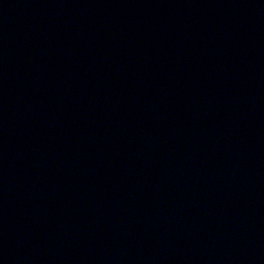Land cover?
<instances>
[{
    "label": "water",
    "instance_id": "obj_1",
    "mask_svg": "<svg viewBox=\"0 0 264 264\" xmlns=\"http://www.w3.org/2000/svg\"><path fill=\"white\" fill-rule=\"evenodd\" d=\"M0 264H264V0H0Z\"/></svg>",
    "mask_w": 264,
    "mask_h": 264
}]
</instances>
